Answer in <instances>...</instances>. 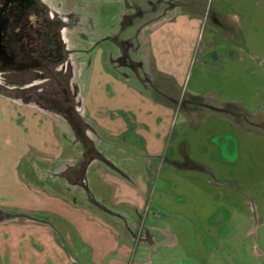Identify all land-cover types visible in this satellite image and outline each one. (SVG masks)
Returning a JSON list of instances; mask_svg holds the SVG:
<instances>
[{
	"label": "rangeland",
	"instance_id": "1",
	"mask_svg": "<svg viewBox=\"0 0 264 264\" xmlns=\"http://www.w3.org/2000/svg\"><path fill=\"white\" fill-rule=\"evenodd\" d=\"M171 1L76 54L102 156L83 185L62 173L83 152L63 120L0 95V264H264V0ZM127 3L90 4L92 41Z\"/></svg>",
	"mask_w": 264,
	"mask_h": 264
},
{
	"label": "flooded vegetation",
	"instance_id": "2",
	"mask_svg": "<svg viewBox=\"0 0 264 264\" xmlns=\"http://www.w3.org/2000/svg\"><path fill=\"white\" fill-rule=\"evenodd\" d=\"M101 1L0 0V95L60 118L73 132L83 152L81 159L62 173L74 184L83 183L87 165L102 160L87 137L88 127L81 116L79 74L83 67L77 70L76 54L95 50L105 40L112 45L121 34H145L154 5L164 10L172 3L126 0L123 24L105 26L108 35L92 41L95 23L102 20L90 4Z\"/></svg>",
	"mask_w": 264,
	"mask_h": 264
},
{
	"label": "crops",
	"instance_id": "3",
	"mask_svg": "<svg viewBox=\"0 0 264 264\" xmlns=\"http://www.w3.org/2000/svg\"><path fill=\"white\" fill-rule=\"evenodd\" d=\"M173 2V1H172ZM173 3H175V2H173ZM176 5H177V3H176ZM178 5H179V3H178ZM172 6L170 9L168 8V9H166L165 7H164V11H163V9H153V11H152V13H151V19H154V18H159V16L161 15L162 17H163V15L165 14V12L167 13V16H165V17H163V18H161L159 21H158V23H160V21H163L164 19H166V18H170L171 16H174V13H175V11H176V13L178 14L179 12H181V9L179 8V6ZM165 9L167 10V11H165ZM168 13H170V14H168ZM182 13V12H181ZM170 15V16H169ZM164 21H166V20H164ZM146 44H148V43H146ZM154 71H155V74H156V76L157 77H159V78H161V81H160V83H163V84H166V85H171L173 88H177L176 87V81H175V75L173 74V73H171V74H165V73H161L160 71H158L157 69H155L154 68ZM171 86H170V88H171ZM159 94H160V96H163L164 97V100H166V101H168L169 103L171 102V100H169L171 97V95L170 94H168V89L164 86V87H162V88H159ZM168 97V98H167ZM171 103H175V102H171ZM208 105H212V104H210V103H207ZM207 104H206V106H204L205 108H207L208 106H207ZM176 106V105H175ZM214 106V105H213ZM209 108V107H208ZM209 111H212V109L210 108V110ZM106 167L108 168V169H110L111 171H113V172H115L114 170H112L109 166H107L106 165Z\"/></svg>",
	"mask_w": 264,
	"mask_h": 264
},
{
	"label": "water",
	"instance_id": "4",
	"mask_svg": "<svg viewBox=\"0 0 264 264\" xmlns=\"http://www.w3.org/2000/svg\"><path fill=\"white\" fill-rule=\"evenodd\" d=\"M109 167L114 170L115 172H118L114 167H112L111 165H109Z\"/></svg>",
	"mask_w": 264,
	"mask_h": 264
}]
</instances>
